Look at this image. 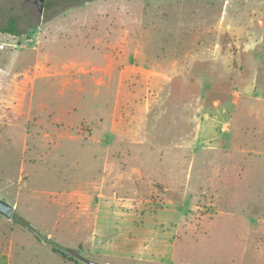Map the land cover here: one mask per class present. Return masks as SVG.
Listing matches in <instances>:
<instances>
[{
    "label": "rangeland",
    "instance_id": "374dc122",
    "mask_svg": "<svg viewBox=\"0 0 264 264\" xmlns=\"http://www.w3.org/2000/svg\"><path fill=\"white\" fill-rule=\"evenodd\" d=\"M10 17L0 264H264V0H0Z\"/></svg>",
    "mask_w": 264,
    "mask_h": 264
},
{
    "label": "trees",
    "instance_id": "16d2710c",
    "mask_svg": "<svg viewBox=\"0 0 264 264\" xmlns=\"http://www.w3.org/2000/svg\"><path fill=\"white\" fill-rule=\"evenodd\" d=\"M0 30L3 31V32L19 34L17 19L15 17H10L9 20H8V25L0 26ZM14 218H15V221H16L17 224H19L23 228L29 230L30 232L35 233L36 237L39 240L44 241L47 244H49L54 251L62 253V254H65L66 249H62L57 244V242H55L52 238H47V237H42V236L37 235L36 232H35L36 230H35L34 226L31 224V222L29 220H27L26 218H24L22 216H19V215H16Z\"/></svg>",
    "mask_w": 264,
    "mask_h": 264
},
{
    "label": "water",
    "instance_id": "95a60500",
    "mask_svg": "<svg viewBox=\"0 0 264 264\" xmlns=\"http://www.w3.org/2000/svg\"><path fill=\"white\" fill-rule=\"evenodd\" d=\"M43 1L44 0H37L38 10L41 15L43 14ZM13 211H14V207L12 205L0 199V213L5 214L7 217H12ZM90 264H101V263L90 261Z\"/></svg>",
    "mask_w": 264,
    "mask_h": 264
}]
</instances>
